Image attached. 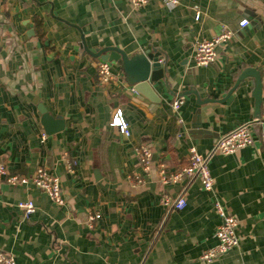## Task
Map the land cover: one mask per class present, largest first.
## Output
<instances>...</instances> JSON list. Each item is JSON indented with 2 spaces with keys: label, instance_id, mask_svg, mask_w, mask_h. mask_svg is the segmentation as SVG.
Listing matches in <instances>:
<instances>
[{
  "label": "crops",
  "instance_id": "crops-1",
  "mask_svg": "<svg viewBox=\"0 0 264 264\" xmlns=\"http://www.w3.org/2000/svg\"><path fill=\"white\" fill-rule=\"evenodd\" d=\"M223 25L239 30L213 63L195 65L196 41ZM107 47L159 54L161 78L132 91L115 62L117 80L103 83L101 59L89 51ZM250 68L261 74L263 110L264 0H179L171 10L162 0L140 9L127 0H0V161L11 174L47 167L66 199L58 205L32 184L0 179V250L17 264H264V124L254 122V78L237 84ZM40 106L64 128L46 132ZM117 109L129 137L110 125ZM249 123L253 146L217 150ZM142 144L154 154L148 173L136 153ZM191 147L209 160L213 192L197 176L161 181L162 166L170 174L189 164ZM164 195L187 205L167 208ZM216 198L236 216L239 243L208 263L201 255L218 243ZM30 201L36 209L26 218L17 204ZM91 214L101 215L92 227Z\"/></svg>",
  "mask_w": 264,
  "mask_h": 264
},
{
  "label": "built area",
  "instance_id": "built-area-1",
  "mask_svg": "<svg viewBox=\"0 0 264 264\" xmlns=\"http://www.w3.org/2000/svg\"><path fill=\"white\" fill-rule=\"evenodd\" d=\"M133 8L140 9L145 6L149 0H127ZM163 5L171 10L179 4V0H162ZM199 14V13H198ZM197 14V15H198ZM249 24L248 19H243L239 22V27H246ZM238 29H231L227 25L221 27L220 32L215 35L212 39H202L195 43L194 47V61L197 66H205L213 63L217 56L216 48L229 41L235 37ZM159 63L164 64L165 59L160 58ZM97 71L100 80L103 83H111L117 80V75L111 70V63L108 61L101 60L98 63ZM132 91H136L135 87L131 88ZM184 103L182 97H177L172 103V108L177 115L178 122H182V118L179 116L180 109ZM255 123L260 125L264 124V107L261 111L259 117L255 118ZM110 125L117 127L119 131L129 137L131 135V130L129 123L126 121L121 109H117L112 116ZM46 133H42V139H46ZM260 142L264 145V127H262L259 135ZM254 128L253 123L243 124L238 126L229 134L222 136L217 143V150L224 155H228L236 152L237 150L253 146L255 144ZM136 153L140 160V163L146 173L151 170V165L153 161V151L149 146L142 144L136 148ZM69 168L71 167L70 164ZM161 181L164 184L180 183L186 178L199 177L203 188L206 191L213 192L215 180L212 176L209 160L208 158L199 153L195 147H191L189 150V164L177 169L176 171L166 174L164 172L163 166L160 169ZM0 179H5L8 183L17 184H32L36 188L45 192L49 198L58 205H65L66 199L62 190L60 178L53 174L47 167H39L37 171L32 175H19L11 174L5 161H0ZM142 178L137 177L135 184L138 185L142 183ZM162 203L165 207L181 210L187 205V201L183 196L173 197L170 195H164L162 198ZM18 207L24 210V216L26 218L30 217L35 212V204L30 202H19ZM215 212L221 218V222L216 229V238L218 243L215 247L205 251L201 255V260L205 262H212L218 256L228 253L238 246L239 239L237 236L238 220L235 215L227 211L221 202L215 199ZM101 215L91 214L87 219V224L92 227L95 220L99 219ZM0 264H17L16 259L13 255L7 254L0 250Z\"/></svg>",
  "mask_w": 264,
  "mask_h": 264
},
{
  "label": "water",
  "instance_id": "water-1",
  "mask_svg": "<svg viewBox=\"0 0 264 264\" xmlns=\"http://www.w3.org/2000/svg\"><path fill=\"white\" fill-rule=\"evenodd\" d=\"M89 51V50H88ZM95 57H99L103 61L110 63H118L125 72L127 81L134 85L135 90L139 92L143 88L147 89L149 81L161 78L164 72V65L159 63V54L151 53L149 51L143 53H136L133 56L117 47H107L103 49H96L95 52L89 51ZM251 75L254 78L253 96L255 98V117H259L263 104V84L261 74L257 69H247L238 79L237 84L242 81L245 76ZM150 92L149 90H147ZM151 93L154 95V91ZM41 120L49 134L55 133L64 128V121L62 119H55L52 117L45 107L40 106Z\"/></svg>",
  "mask_w": 264,
  "mask_h": 264
}]
</instances>
